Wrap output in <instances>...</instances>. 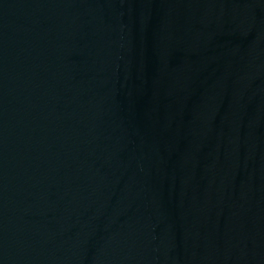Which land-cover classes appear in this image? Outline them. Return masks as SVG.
I'll list each match as a JSON object with an SVG mask.
<instances>
[{
	"label": "water",
	"instance_id": "water-1",
	"mask_svg": "<svg viewBox=\"0 0 264 264\" xmlns=\"http://www.w3.org/2000/svg\"><path fill=\"white\" fill-rule=\"evenodd\" d=\"M0 264H146L75 0H0Z\"/></svg>",
	"mask_w": 264,
	"mask_h": 264
}]
</instances>
